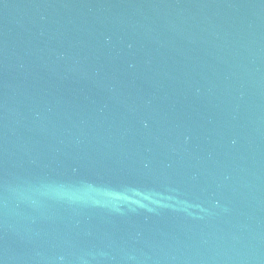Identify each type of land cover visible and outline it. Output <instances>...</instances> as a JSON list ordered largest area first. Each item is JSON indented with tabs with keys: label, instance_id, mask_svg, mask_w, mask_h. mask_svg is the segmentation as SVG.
I'll list each match as a JSON object with an SVG mask.
<instances>
[{
	"label": "water",
	"instance_id": "95a60500",
	"mask_svg": "<svg viewBox=\"0 0 264 264\" xmlns=\"http://www.w3.org/2000/svg\"><path fill=\"white\" fill-rule=\"evenodd\" d=\"M0 264H264V0H0Z\"/></svg>",
	"mask_w": 264,
	"mask_h": 264
}]
</instances>
